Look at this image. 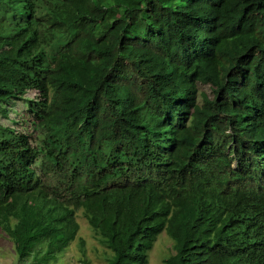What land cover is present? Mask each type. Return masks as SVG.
Listing matches in <instances>:
<instances>
[{"label": "trees", "instance_id": "trees-1", "mask_svg": "<svg viewBox=\"0 0 264 264\" xmlns=\"http://www.w3.org/2000/svg\"><path fill=\"white\" fill-rule=\"evenodd\" d=\"M15 101L20 263L50 264L81 213L109 264H148L162 232L166 264H264V0H0V119Z\"/></svg>", "mask_w": 264, "mask_h": 264}, {"label": "rangeland", "instance_id": "rangeland-1", "mask_svg": "<svg viewBox=\"0 0 264 264\" xmlns=\"http://www.w3.org/2000/svg\"><path fill=\"white\" fill-rule=\"evenodd\" d=\"M202 89L212 95L209 86H202ZM36 94L35 90H31L27 96L34 98ZM30 119L25 102L16 101L14 110L10 111L9 117H1L0 122L5 126H13L18 130L32 132ZM12 121H17V123ZM77 218L80 223L77 238L50 264H84V262L109 264L108 260L113 256V252L100 241V238L81 213L78 214ZM174 245V240L166 232H162L150 252L148 264H166L165 259L175 251ZM27 262L32 263V259H28ZM0 264H25L19 262L14 242L2 229H0Z\"/></svg>", "mask_w": 264, "mask_h": 264}, {"label": "clouds", "instance_id": "clouds-1", "mask_svg": "<svg viewBox=\"0 0 264 264\" xmlns=\"http://www.w3.org/2000/svg\"><path fill=\"white\" fill-rule=\"evenodd\" d=\"M31 91V90H30ZM36 91V90H35ZM37 92V91H36ZM29 93V92H28ZM16 102V101H15ZM26 104V103H25ZM26 106H27V104H26ZM27 113L29 114V111H28V106H27ZM30 115V114H29ZM31 117V116H30ZM8 127H12L13 128V126H8ZM24 132H26V133H30L29 131H26V130H23ZM33 142H35V139L34 140H32Z\"/></svg>", "mask_w": 264, "mask_h": 264}, {"label": "bare ground", "instance_id": "bare-ground-1", "mask_svg": "<svg viewBox=\"0 0 264 264\" xmlns=\"http://www.w3.org/2000/svg\"><path fill=\"white\" fill-rule=\"evenodd\" d=\"M168 125V124H167Z\"/></svg>", "mask_w": 264, "mask_h": 264}]
</instances>
